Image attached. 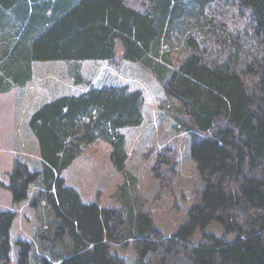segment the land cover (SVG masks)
<instances>
[{
	"label": "trees",
	"instance_id": "1",
	"mask_svg": "<svg viewBox=\"0 0 264 264\" xmlns=\"http://www.w3.org/2000/svg\"><path fill=\"white\" fill-rule=\"evenodd\" d=\"M134 1L142 8L128 0H0V93L30 81L36 61H68L75 83L83 79L80 61L137 62L173 100L174 128L189 133L202 184L185 220L164 234L125 167L121 128L141 123L142 91L102 85L52 97L28 120L41 168L16 160L6 185L15 202L38 186L33 203L43 198L51 219L35 236L52 260L18 238V263L264 264V0ZM97 139L110 145L111 163L124 175L116 205L83 202L61 175ZM152 170L169 183L170 146L156 152ZM13 219L12 211L0 210V264L10 263ZM212 223L220 234L203 231ZM128 240L132 263L113 248Z\"/></svg>",
	"mask_w": 264,
	"mask_h": 264
},
{
	"label": "rangeland",
	"instance_id": "2",
	"mask_svg": "<svg viewBox=\"0 0 264 264\" xmlns=\"http://www.w3.org/2000/svg\"><path fill=\"white\" fill-rule=\"evenodd\" d=\"M128 2L142 8L137 1ZM221 10L226 11L225 8ZM223 17L231 23L235 20L229 12H224ZM77 69L83 78L81 83L74 82L68 61H36L30 81L0 93V210L14 213L9 229V264H19L18 238L33 241V254L52 260L35 236L37 228L51 219L43 198L33 203L31 196L37 192L38 186L32 184L28 198L20 202L13 201L6 186L16 160L26 163L30 169L41 168L38 142L28 126V120L43 101L52 97L102 85L123 84L142 91L141 123L121 128L127 152L125 167L136 177L138 201L150 211L154 225L164 234H171L185 220L194 189L202 184L196 162L190 155L189 133L174 128L173 100L166 96L155 76L139 63L119 56L113 60L86 59L78 63ZM165 146L173 149L175 173L169 183L161 184L155 178L152 166L156 152ZM109 151L110 145L97 139L85 146L63 170L61 175L65 183L77 189L83 202L96 201L101 206L117 204L115 192L125 179L123 173L113 167ZM127 190L134 199L135 193L130 187ZM203 231L220 234L222 227L212 223ZM199 232H195L194 242L199 240ZM54 244L52 249L56 251L59 244L56 241ZM113 248L127 263L135 260L130 240ZM30 264L37 263L33 260Z\"/></svg>",
	"mask_w": 264,
	"mask_h": 264
}]
</instances>
